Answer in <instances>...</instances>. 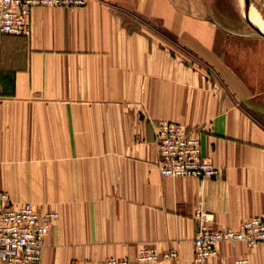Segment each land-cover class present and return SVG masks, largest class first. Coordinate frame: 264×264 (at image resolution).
Wrapping results in <instances>:
<instances>
[{"label": "crops", "instance_id": "obj_1", "mask_svg": "<svg viewBox=\"0 0 264 264\" xmlns=\"http://www.w3.org/2000/svg\"><path fill=\"white\" fill-rule=\"evenodd\" d=\"M133 11L158 19L177 38L132 28L125 15ZM206 12L205 0H87L32 8L26 38L0 33V159L37 157L35 150L5 152L2 143H59L44 154L61 161L48 163L41 189L77 192L66 223L45 237L40 264H69L57 245L63 233L84 239L78 248L97 259L132 258L150 245L177 254L158 264H195L201 218L215 230L264 218V125L175 48L213 55L216 34ZM160 121L196 131L218 174L162 177L155 164ZM1 173L18 176L13 167ZM32 175L21 180L38 183ZM243 255L264 264V244L249 250L225 242L204 264Z\"/></svg>", "mask_w": 264, "mask_h": 264}, {"label": "rangeland", "instance_id": "obj_2", "mask_svg": "<svg viewBox=\"0 0 264 264\" xmlns=\"http://www.w3.org/2000/svg\"><path fill=\"white\" fill-rule=\"evenodd\" d=\"M249 1L250 6L256 11L261 19H264V0ZM205 2L207 10L210 11V14L206 12L204 21L210 22L212 24L213 28L215 29L213 34H216L213 41L214 46L212 47L213 55L211 57H207L206 54L202 55L199 51H190L188 53L186 51L187 48H175L181 54L185 55L189 60L194 62L196 67L205 69L207 78H210L213 86L216 87L218 92H228L227 94L230 100H232L245 115L260 121L261 124L264 125V36L256 31L246 21L237 0H205ZM125 21L127 24L131 23L132 28L137 26L144 28V31L142 32L147 34L148 37H151L154 34L166 40L177 38V36L172 34L170 30L162 27L161 22L158 19L150 16H140L133 11L132 14L127 13L125 15ZM21 36L25 38L27 37L26 35ZM191 54H193L194 57H192ZM206 58L209 59L207 60ZM216 59L222 62L215 61ZM237 76L240 77V80H237ZM227 87L228 89H226ZM222 88H225L226 90H223ZM2 146V149L5 152L9 150L20 152H26L29 150L36 151V158L0 159V194H8L10 203H12L14 206L30 203L41 212L46 210L55 211L57 213V218L53 221L48 233L46 234L47 236L50 233L52 227L56 226L60 222H63V225L66 223L68 216L64 211L65 208H76V203L72 199L76 198L77 192H54L41 189V187L45 186L44 184H47L46 171L48 163L56 164L61 161L59 158H46L47 156L44 154H46L45 152L47 151L59 150L60 144L2 143ZM28 163L32 165L36 163V168L32 167V169L29 171V165H27ZM10 164H12L15 175L18 174L17 177L14 175V180H11L5 174L1 173L3 170H9L12 168H9ZM28 173H33L32 176L38 174L40 183L21 180L22 178H25ZM68 179L70 182H74V174L69 176ZM72 219L75 221L76 217L74 216ZM82 219L83 217H80L78 225L79 229H82V227L85 225L82 222ZM73 226L76 225L74 224ZM85 242L86 241L84 239L70 238V236H68L66 233H63V237L59 243H57L60 248L63 247L60 249L61 253L59 255H62V249H65L69 254L67 259L70 260L71 258L69 261V264H71V261L75 259L88 261H102L111 257L134 259L139 249L138 247L135 255L132 258L109 256L107 258L97 259L96 256L94 257L83 254L81 249L78 248V244L83 245ZM225 242L226 244L240 243L249 250L264 244V241L257 242L251 246H248L242 241ZM225 242L220 244L219 251L221 245ZM217 256H214L203 263L195 262L193 256V262L195 264H204L207 261L216 258ZM247 258L249 259V264H251L249 256H247ZM61 261L62 259L57 258L56 264H62Z\"/></svg>", "mask_w": 264, "mask_h": 264}, {"label": "built area", "instance_id": "obj_3", "mask_svg": "<svg viewBox=\"0 0 264 264\" xmlns=\"http://www.w3.org/2000/svg\"><path fill=\"white\" fill-rule=\"evenodd\" d=\"M87 0H0V33L30 34L31 10L38 6H82ZM155 142L159 174L163 177L210 178L218 169L203 154L199 134L181 123L160 121ZM201 217V214H199ZM57 213L41 212L32 204L14 206L6 193L0 194V264H40L44 238ZM242 241L248 246L264 241V218L254 216L236 228L211 229L201 218L193 239L194 261L203 263L217 256L222 242ZM175 251H159L154 246H140L134 259L108 258L102 261L75 259L71 264H158L176 257ZM231 264H249L247 256H238Z\"/></svg>", "mask_w": 264, "mask_h": 264}, {"label": "bare ground", "instance_id": "obj_4", "mask_svg": "<svg viewBox=\"0 0 264 264\" xmlns=\"http://www.w3.org/2000/svg\"><path fill=\"white\" fill-rule=\"evenodd\" d=\"M237 1L242 13L244 14L245 8H244L243 0H237ZM249 19L261 31V33H264V19H261V17L256 13V11L251 6L249 9Z\"/></svg>", "mask_w": 264, "mask_h": 264}, {"label": "water", "instance_id": "obj_5", "mask_svg": "<svg viewBox=\"0 0 264 264\" xmlns=\"http://www.w3.org/2000/svg\"><path fill=\"white\" fill-rule=\"evenodd\" d=\"M244 8H245V19L246 21L256 30L258 31L261 35L264 36V33H261V31L251 22L249 19V9H250V1L249 0H243Z\"/></svg>", "mask_w": 264, "mask_h": 264}]
</instances>
